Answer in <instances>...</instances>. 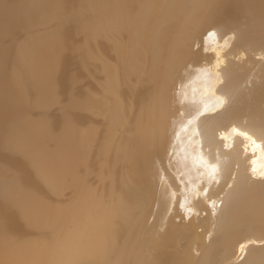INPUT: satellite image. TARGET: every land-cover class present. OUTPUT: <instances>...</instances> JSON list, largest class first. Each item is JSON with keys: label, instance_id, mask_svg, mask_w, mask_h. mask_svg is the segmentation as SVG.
<instances>
[{"label": "bare ground", "instance_id": "bare-ground-1", "mask_svg": "<svg viewBox=\"0 0 264 264\" xmlns=\"http://www.w3.org/2000/svg\"><path fill=\"white\" fill-rule=\"evenodd\" d=\"M39 2L29 0L36 9ZM142 4L159 9L162 0H67L70 14L92 22L86 25L83 44L86 77L101 79L96 94L84 84L77 91L73 84L68 105L83 103L87 113L100 118L115 89L131 84L128 101L124 106L116 101L110 122L100 127L103 143L94 162L99 172L107 159L113 160L119 168L116 175L122 172L121 192L110 206L112 194L99 172L100 195L82 200L77 220L71 211L72 232L60 228L49 233V241L58 237L60 242L36 262L264 264V115L259 111L264 109V38L256 39L245 24L236 34L238 25L231 19L227 25L219 22L182 34L183 19L175 20L168 11L157 22L155 15L139 14L144 35L126 45L125 33L131 38L127 20ZM214 14L225 18L221 11ZM108 20L114 33L107 43L114 44L117 61L102 53L103 63L98 64L90 51L97 29ZM2 26L12 38L0 44V60L18 41L12 24ZM124 63L129 71L123 83ZM141 67L150 72L145 84ZM12 83L16 85L15 77ZM39 136L30 134V141ZM92 136L89 131L86 139ZM86 154V148L78 154L70 150L72 177L84 166ZM139 165L156 185L150 213L152 198L146 199L144 209L139 203L144 192L134 184ZM51 172L47 157L43 173L36 175L48 192ZM124 193L139 206L125 208ZM37 195L42 199L47 193L38 189ZM143 217L147 223L140 229L136 225ZM19 254L15 251L0 264H17Z\"/></svg>", "mask_w": 264, "mask_h": 264}, {"label": "rangeland", "instance_id": "rangeland-1", "mask_svg": "<svg viewBox=\"0 0 264 264\" xmlns=\"http://www.w3.org/2000/svg\"><path fill=\"white\" fill-rule=\"evenodd\" d=\"M168 11L173 12L175 20L183 19L182 34L186 29H200L219 22L227 25L231 19L238 25L236 34L241 33L245 24L244 27L256 39L264 38V0H162L159 9L142 4L141 9L134 10L127 20L131 38L128 39L125 33V44L144 35L139 14L155 15L157 22V19L164 21L161 16ZM218 11L224 13V19L214 14ZM7 23L14 26L18 41L15 45L10 44L0 60V263L19 251L17 264H39L35 258L49 254L60 242L58 237L49 241V233L58 232L60 228L72 232L75 224L70 219L71 211L77 220L82 200L88 202L100 195L102 187L96 180L99 172L107 186L105 190L108 188L109 196L112 194L110 206L114 207L119 201L116 196L121 192L122 172L116 175L119 168H114L111 158L105 161V167L99 172L94 168V162L98 159V147L103 143V139L98 137L100 127L110 122L116 101L119 100L123 106L128 101L131 84L115 89L113 102L99 114L100 118L91 110L87 113L83 103L68 105L74 98L73 84L74 87L78 85L74 88L77 91L81 89L80 84H84L96 94L95 87L101 79L89 80L86 77L88 59L83 44L86 25L92 22L86 17L70 14L67 0H40L38 9L29 4V0H0L2 45L12 38L8 29L2 26ZM113 33L109 20L97 29L90 51L95 63H103L102 53L109 60L117 61L114 44L107 43ZM36 40L42 43L36 44ZM97 67L94 64L91 69L96 72ZM128 71L127 63H124L121 73L126 78L123 83L127 81ZM130 71L135 81L133 65ZM141 71V83L145 84L150 72L143 67ZM14 77L16 85L12 83ZM82 98L85 100L86 94ZM259 111L264 115L263 108ZM89 131L93 133L91 141L86 139ZM33 133L40 136L30 141ZM104 133L102 129L101 134ZM83 148L87 152L85 164L72 177L68 165L70 150L78 154ZM47 157L52 163V172L47 177L49 192L43 186V180L36 175V172L43 173ZM134 184L144 192L139 201L144 209L147 207L146 199L152 198L150 213L156 200L153 177L150 179L139 165L135 169ZM38 189L47 195L37 199ZM121 195L125 208L133 210L139 206L133 197L128 199L126 193ZM146 223L147 217H143L136 226L142 229ZM65 250L68 248L64 246Z\"/></svg>", "mask_w": 264, "mask_h": 264}]
</instances>
